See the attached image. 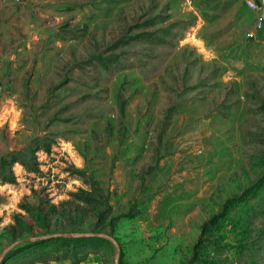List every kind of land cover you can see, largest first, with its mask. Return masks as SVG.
I'll return each instance as SVG.
<instances>
[{"label": "rangeland", "instance_id": "1", "mask_svg": "<svg viewBox=\"0 0 264 264\" xmlns=\"http://www.w3.org/2000/svg\"><path fill=\"white\" fill-rule=\"evenodd\" d=\"M254 1L0 0V264H264Z\"/></svg>", "mask_w": 264, "mask_h": 264}, {"label": "built area", "instance_id": "2", "mask_svg": "<svg viewBox=\"0 0 264 264\" xmlns=\"http://www.w3.org/2000/svg\"><path fill=\"white\" fill-rule=\"evenodd\" d=\"M246 2H247V4H248L250 7H252V8H257V7H256L257 4H256V2H255L254 0H246ZM257 25H258V27H262V25H263V21H262V19H260V20L258 21ZM69 264H77V263H75V262H69Z\"/></svg>", "mask_w": 264, "mask_h": 264}, {"label": "trees", "instance_id": "3", "mask_svg": "<svg viewBox=\"0 0 264 264\" xmlns=\"http://www.w3.org/2000/svg\"><path fill=\"white\" fill-rule=\"evenodd\" d=\"M69 233H67V234H60L59 236H75V233L74 234H72V235H68ZM95 235H97L96 233H94ZM81 236H91L90 235V233H88L87 235L85 234V235H83V233H81L80 234ZM70 239V238H68V237H59L58 239ZM80 239H84L85 237H79ZM66 258H68V256H64V257H62V259H66ZM80 261V260H79Z\"/></svg>", "mask_w": 264, "mask_h": 264}, {"label": "water", "instance_id": "4", "mask_svg": "<svg viewBox=\"0 0 264 264\" xmlns=\"http://www.w3.org/2000/svg\"><path fill=\"white\" fill-rule=\"evenodd\" d=\"M85 234L87 235L88 233H83V235H85ZM68 235H72V233H69Z\"/></svg>", "mask_w": 264, "mask_h": 264}]
</instances>
